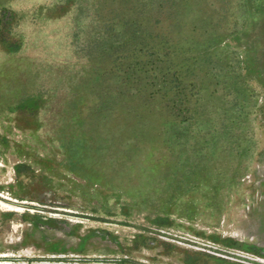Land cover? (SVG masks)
<instances>
[{
  "label": "rangeland",
  "instance_id": "rangeland-1",
  "mask_svg": "<svg viewBox=\"0 0 264 264\" xmlns=\"http://www.w3.org/2000/svg\"><path fill=\"white\" fill-rule=\"evenodd\" d=\"M0 264H264V0H0Z\"/></svg>",
  "mask_w": 264,
  "mask_h": 264
}]
</instances>
